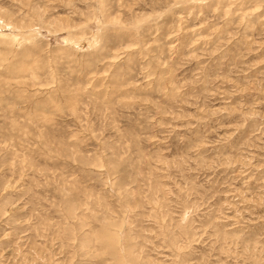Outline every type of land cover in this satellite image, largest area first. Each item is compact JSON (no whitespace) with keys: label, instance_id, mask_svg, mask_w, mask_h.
<instances>
[{"label":"rangeland","instance_id":"1","mask_svg":"<svg viewBox=\"0 0 264 264\" xmlns=\"http://www.w3.org/2000/svg\"><path fill=\"white\" fill-rule=\"evenodd\" d=\"M0 264H264V0H0Z\"/></svg>","mask_w":264,"mask_h":264}]
</instances>
